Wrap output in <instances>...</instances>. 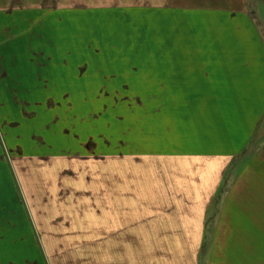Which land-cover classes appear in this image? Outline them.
<instances>
[{
	"label": "rangeland",
	"instance_id": "374dc122",
	"mask_svg": "<svg viewBox=\"0 0 264 264\" xmlns=\"http://www.w3.org/2000/svg\"><path fill=\"white\" fill-rule=\"evenodd\" d=\"M151 2L0 0V264H85L101 206L200 197L206 175L222 187L184 264H264V117L244 147L231 132L263 103L181 61V13Z\"/></svg>",
	"mask_w": 264,
	"mask_h": 264
},
{
	"label": "crops",
	"instance_id": "0c3cea01",
	"mask_svg": "<svg viewBox=\"0 0 264 264\" xmlns=\"http://www.w3.org/2000/svg\"><path fill=\"white\" fill-rule=\"evenodd\" d=\"M130 5L128 2L127 7ZM149 5L158 11L171 8L166 12L168 20L173 9L181 13L178 14L181 22L177 28V39H171L170 44L181 46V61L199 63L197 69L210 71L216 85L226 87L228 84L236 88L229 92L244 94L248 103L239 105V109L252 111L254 99L263 103L257 124L248 115L231 131L234 136L242 137L241 146L244 147L252 141L264 117V0H152ZM186 47L190 48V53L186 52ZM32 59L27 55L25 61ZM166 60L178 61V56L167 52ZM4 77L2 75L0 80ZM247 98L240 100L246 101ZM263 150L264 144H261L257 153ZM228 156L230 153L225 154ZM210 170L213 171L212 167L207 165L202 175L209 174ZM217 170V174H221L222 170ZM203 178L207 187L201 188V181L195 187L202 198L182 193L178 197L155 198L158 202L148 198L142 203L140 198L119 196L113 199L110 209L105 210V206H101L99 246L95 244L89 250V244H86L85 264H90V254L91 264H184L191 258L196 261L194 246L197 248L206 237L203 220L222 187L220 176L217 181L207 175ZM237 186L241 183L234 181L230 185V196L238 190ZM142 206L147 208L142 209Z\"/></svg>",
	"mask_w": 264,
	"mask_h": 264
}]
</instances>
